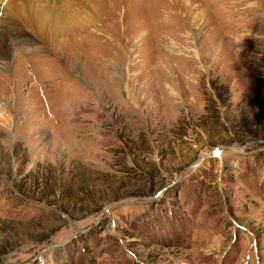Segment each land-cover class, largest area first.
Returning <instances> with one entry per match:
<instances>
[{
  "label": "rangeland",
  "instance_id": "obj_1",
  "mask_svg": "<svg viewBox=\"0 0 264 264\" xmlns=\"http://www.w3.org/2000/svg\"><path fill=\"white\" fill-rule=\"evenodd\" d=\"M121 1L3 32L0 264H264V0Z\"/></svg>",
  "mask_w": 264,
  "mask_h": 264
},
{
  "label": "bare ground",
  "instance_id": "obj_2",
  "mask_svg": "<svg viewBox=\"0 0 264 264\" xmlns=\"http://www.w3.org/2000/svg\"><path fill=\"white\" fill-rule=\"evenodd\" d=\"M96 1L100 0H0V58L4 61L8 60V57L11 58L12 54L8 53L10 49L13 53L3 33L4 30L15 32V37L26 40V43L33 40L30 35L34 34L50 46L54 44L60 46V39L70 25L97 24V14L93 9ZM124 1L121 2H127ZM12 18L17 20L16 23ZM97 26L102 27L103 22ZM2 49L7 50V53L4 54Z\"/></svg>",
  "mask_w": 264,
  "mask_h": 264
}]
</instances>
